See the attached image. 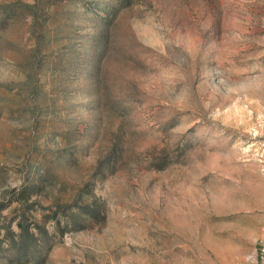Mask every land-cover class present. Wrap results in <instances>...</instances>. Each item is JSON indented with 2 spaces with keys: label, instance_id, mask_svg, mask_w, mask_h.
Returning a JSON list of instances; mask_svg holds the SVG:
<instances>
[{
  "label": "rangeland",
  "instance_id": "rangeland-1",
  "mask_svg": "<svg viewBox=\"0 0 264 264\" xmlns=\"http://www.w3.org/2000/svg\"><path fill=\"white\" fill-rule=\"evenodd\" d=\"M0 264H264V0H0Z\"/></svg>",
  "mask_w": 264,
  "mask_h": 264
},
{
  "label": "trees",
  "instance_id": "trees-1",
  "mask_svg": "<svg viewBox=\"0 0 264 264\" xmlns=\"http://www.w3.org/2000/svg\"><path fill=\"white\" fill-rule=\"evenodd\" d=\"M86 211H87V213H88V215L90 216V215H92V211H91V213L88 211V208H86ZM72 223H73V227H76V225H77V221L76 220H73L72 221ZM19 228L21 229V232H20V237L22 238V247L24 246H28L29 244H28V234H29V231L28 230H26L25 228H24V226H22V224H19Z\"/></svg>",
  "mask_w": 264,
  "mask_h": 264
}]
</instances>
